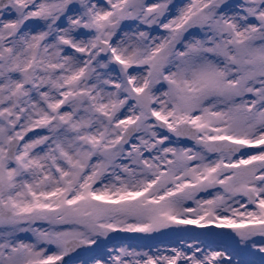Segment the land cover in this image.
Segmentation results:
<instances>
[{"label":"snow or ice","instance_id":"1","mask_svg":"<svg viewBox=\"0 0 264 264\" xmlns=\"http://www.w3.org/2000/svg\"><path fill=\"white\" fill-rule=\"evenodd\" d=\"M0 264H264V0H0Z\"/></svg>","mask_w":264,"mask_h":264}]
</instances>
